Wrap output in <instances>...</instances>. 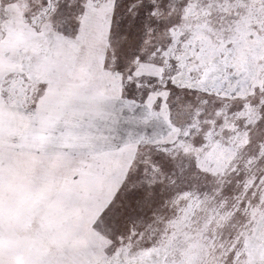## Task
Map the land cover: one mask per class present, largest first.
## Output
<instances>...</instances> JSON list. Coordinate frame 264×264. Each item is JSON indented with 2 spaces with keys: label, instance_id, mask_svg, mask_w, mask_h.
<instances>
[{
  "label": "snow or ice",
  "instance_id": "obj_1",
  "mask_svg": "<svg viewBox=\"0 0 264 264\" xmlns=\"http://www.w3.org/2000/svg\"><path fill=\"white\" fill-rule=\"evenodd\" d=\"M0 264H264V0H0Z\"/></svg>",
  "mask_w": 264,
  "mask_h": 264
}]
</instances>
